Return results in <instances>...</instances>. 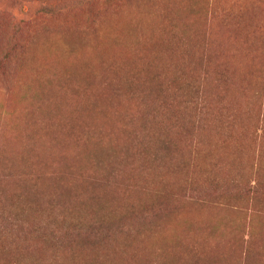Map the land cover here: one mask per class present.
<instances>
[{
  "label": "rangeland",
  "instance_id": "rangeland-1",
  "mask_svg": "<svg viewBox=\"0 0 264 264\" xmlns=\"http://www.w3.org/2000/svg\"><path fill=\"white\" fill-rule=\"evenodd\" d=\"M86 2L0 0V264H264V0Z\"/></svg>",
  "mask_w": 264,
  "mask_h": 264
},
{
  "label": "trees",
  "instance_id": "trees-1",
  "mask_svg": "<svg viewBox=\"0 0 264 264\" xmlns=\"http://www.w3.org/2000/svg\"><path fill=\"white\" fill-rule=\"evenodd\" d=\"M53 3L44 1L43 5L46 4V8L42 9V13L57 16L65 12L61 13L63 9L59 8L57 3ZM92 3L93 0H87L86 4L83 3V5L90 9ZM185 86L189 88V91L184 86L174 88L168 91L167 97L158 98V101L152 102L147 106L148 109L146 108L140 113L143 123L146 124L144 132L136 140L140 150V147L147 142H153L156 146L161 147V150L167 148L169 145L166 140L168 129L174 128L178 122L182 123L184 116L189 113L188 108L194 110L199 119L200 117H207L212 111H215L209 94L200 91L194 83L187 82ZM151 93L152 90L149 89L137 95L145 94L147 98L151 96ZM138 99L140 98L138 97ZM182 105L184 106L182 107Z\"/></svg>",
  "mask_w": 264,
  "mask_h": 264
},
{
  "label": "bare ground",
  "instance_id": "bare-ground-1",
  "mask_svg": "<svg viewBox=\"0 0 264 264\" xmlns=\"http://www.w3.org/2000/svg\"><path fill=\"white\" fill-rule=\"evenodd\" d=\"M199 262V261H198ZM200 263V262H199ZM203 264V263H202Z\"/></svg>",
  "mask_w": 264,
  "mask_h": 264
}]
</instances>
